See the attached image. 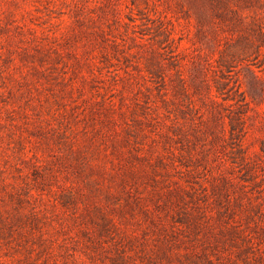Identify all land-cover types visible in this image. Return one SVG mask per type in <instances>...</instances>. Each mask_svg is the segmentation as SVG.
I'll list each match as a JSON object with an SVG mask.
<instances>
[{"label":"rangeland","instance_id":"rangeland-1","mask_svg":"<svg viewBox=\"0 0 264 264\" xmlns=\"http://www.w3.org/2000/svg\"><path fill=\"white\" fill-rule=\"evenodd\" d=\"M0 264H264V0H0Z\"/></svg>","mask_w":264,"mask_h":264}]
</instances>
